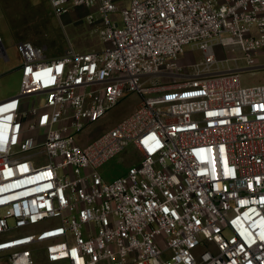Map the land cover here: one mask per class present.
I'll list each match as a JSON object with an SVG mask.
<instances>
[{
  "label": "built area",
  "instance_id": "1",
  "mask_svg": "<svg viewBox=\"0 0 264 264\" xmlns=\"http://www.w3.org/2000/svg\"><path fill=\"white\" fill-rule=\"evenodd\" d=\"M119 2L50 0L58 19L87 9L101 50L49 59L17 44L20 90L0 101V264H264V85L241 86L239 58L218 54L264 67V0H130L122 26ZM187 45L202 62L179 63ZM132 92L137 108L81 146ZM130 144L139 164L105 180L98 168Z\"/></svg>",
  "mask_w": 264,
  "mask_h": 264
},
{
  "label": "rangeland",
  "instance_id": "2",
  "mask_svg": "<svg viewBox=\"0 0 264 264\" xmlns=\"http://www.w3.org/2000/svg\"><path fill=\"white\" fill-rule=\"evenodd\" d=\"M130 0H120L115 18L122 26L121 11L128 8ZM99 24H90L85 16L78 15L71 21L58 19L52 11L50 0H0V36L9 56L6 61L0 57V101L16 95L21 86V57L17 50L20 41H30L36 45L47 47L45 55L54 58L64 53L70 45L79 52L98 51L103 48L99 37ZM219 57L239 58L237 65L242 70L239 73L240 84L243 87L264 85V67L246 70V61L241 59L243 54L230 48L218 49ZM63 55V54H62ZM203 53L193 50L187 45L179 63L190 65L200 63ZM259 65H264V58L258 59ZM236 68L235 61H230L221 69ZM194 69L190 68L192 72ZM160 84H170L179 81L175 78L157 77ZM152 85L147 82L145 86ZM140 95L135 92L127 93L124 99L112 108L100 121L87 126L78 136L81 146L87 145L101 136L111 127L127 118L139 105ZM141 157L135 147L130 144L126 149L98 168L99 173L107 181L124 175L130 166L138 165Z\"/></svg>",
  "mask_w": 264,
  "mask_h": 264
},
{
  "label": "crops",
  "instance_id": "3",
  "mask_svg": "<svg viewBox=\"0 0 264 264\" xmlns=\"http://www.w3.org/2000/svg\"><path fill=\"white\" fill-rule=\"evenodd\" d=\"M2 2H4V0H2ZM87 13H88V10H87V9H85V8H77V9L72 10L70 13L66 14L65 16H63V17L61 18V20H62V21H71V19H73V18H77L78 15H81V16L83 15V16L86 17ZM44 47L47 48L45 45H44ZM69 47H72V46L70 45ZM69 47H67L66 50H67ZM72 48H73V47H72ZM66 50H65V51H66ZM62 54H63V53H60V54L56 55L55 57H59V56H61ZM55 57H54V58H55Z\"/></svg>",
  "mask_w": 264,
  "mask_h": 264
}]
</instances>
